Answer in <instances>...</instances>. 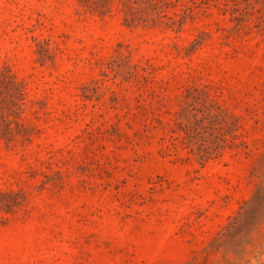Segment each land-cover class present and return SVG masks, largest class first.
Masks as SVG:
<instances>
[{
  "label": "rangeland",
  "instance_id": "374dc122",
  "mask_svg": "<svg viewBox=\"0 0 264 264\" xmlns=\"http://www.w3.org/2000/svg\"><path fill=\"white\" fill-rule=\"evenodd\" d=\"M0 264H264V0H0Z\"/></svg>",
  "mask_w": 264,
  "mask_h": 264
}]
</instances>
